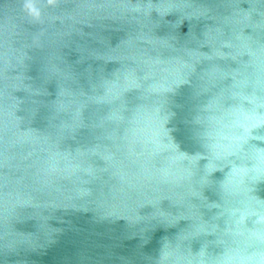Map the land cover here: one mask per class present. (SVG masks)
<instances>
[{"label": "clouds", "instance_id": "9594fccd", "mask_svg": "<svg viewBox=\"0 0 264 264\" xmlns=\"http://www.w3.org/2000/svg\"><path fill=\"white\" fill-rule=\"evenodd\" d=\"M52 249L264 264V0H0V264Z\"/></svg>", "mask_w": 264, "mask_h": 264}, {"label": "water", "instance_id": "95a60500", "mask_svg": "<svg viewBox=\"0 0 264 264\" xmlns=\"http://www.w3.org/2000/svg\"><path fill=\"white\" fill-rule=\"evenodd\" d=\"M183 30H187L186 27ZM58 251L52 249L44 254H31L29 258L35 261V264H56Z\"/></svg>", "mask_w": 264, "mask_h": 264}]
</instances>
